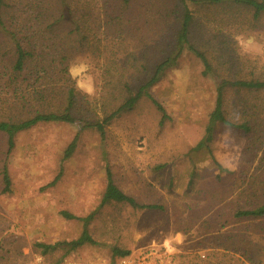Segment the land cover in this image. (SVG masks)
<instances>
[{
	"label": "rangeland",
	"instance_id": "rangeland-1",
	"mask_svg": "<svg viewBox=\"0 0 264 264\" xmlns=\"http://www.w3.org/2000/svg\"><path fill=\"white\" fill-rule=\"evenodd\" d=\"M78 2L87 18L84 41H71L62 33L61 42L59 27L45 26L38 30L42 32L37 33L36 49L44 50L46 45L41 44L52 38L57 45L50 46L65 54L68 68L88 65L78 78L93 86L94 92L88 95L76 86V111L96 119L123 101L124 82L139 86L173 50L180 12L175 11L174 0H131L128 5L120 0ZM59 9L58 0H4L2 7L7 24L19 21L13 26L24 23L33 12L52 20ZM230 13L225 9L200 12L194 32L203 45L197 46L207 53L219 77L249 69L264 77V18L253 21L245 13V24L239 28L237 21H228ZM120 16L124 23L118 27L115 21ZM111 20L114 24H109ZM9 46L0 33L4 69L0 119H17L39 107L29 99L21 105V95L32 87L33 79L22 72L14 83ZM203 67L186 50L150 88L166 109L165 119L144 96L107 126L104 141L96 129L84 130L54 185L49 183L77 131L75 125L39 123L20 131L9 154L7 136L0 132V264L111 263L118 258L112 256L114 247L135 255L152 248L156 264H264V216L235 215L237 210L264 203V94L228 93L229 117L239 122L250 117L243 118L240 112H250L254 126L245 133L217 125L212 152L223 167L219 168L209 153L193 150L215 106L219 80L203 74ZM41 82L34 88L53 84L48 101L59 108L58 76L51 74ZM4 162L12 181L9 192L2 191ZM107 166L120 188L139 203L162 208L113 202L101 207L89 226L98 244H86L64 257L62 249L43 254L34 247L37 241L71 240L81 233L83 223L61 212L85 216L95 210L106 186Z\"/></svg>",
	"mask_w": 264,
	"mask_h": 264
},
{
	"label": "trees",
	"instance_id": "trees-1",
	"mask_svg": "<svg viewBox=\"0 0 264 264\" xmlns=\"http://www.w3.org/2000/svg\"><path fill=\"white\" fill-rule=\"evenodd\" d=\"M59 12L52 20L46 21L43 15L34 12L31 13L24 21L18 26H13L19 22L18 20L12 24H7L4 20L2 7L4 0H0V33H3L7 38L8 54L12 57V74L14 83L17 81L22 72H26L33 81L32 87L27 89L23 95H21V105L25 106L27 99L30 100L34 106H39L34 109L30 115L22 116L17 119H0V132H3L7 136V154L15 145V136L20 131L28 129L39 123L49 122H64L75 125L77 131L66 146L63 154L60 158L59 170L54 179L49 185H54L64 173V163L66 160L72 157L74 154L80 134L86 129H96L101 140L104 141L106 137V129L116 118L121 114L132 110L137 102L144 96L149 98L156 108L162 113V118L165 119L168 115L163 104L158 101L150 92V88L155 85L167 72L169 68L175 65L178 58L186 50L192 51L197 58L203 63V74L216 75L219 78L216 89L215 106L209 114L208 121L205 127V132L200 140L193 146L194 151H206L210 154L213 161L219 168H223L217 161L213 154L212 143L215 138V131L217 125L220 123L237 127L245 133L251 132L253 129L252 113L243 111L239 114L246 117L243 120L237 122L229 117L227 112V95L230 91L241 92V96L262 93L264 94V77H261L254 69H249L240 73L239 75L218 76L215 73V66L209 59L207 53L197 45H203L200 35H196L194 27L196 24V18L202 11L214 13L219 9H225L230 11L229 22L235 23L240 26L245 24V13L251 14L253 21H260L264 18V0H174L175 11L180 12L177 19L179 20L174 36V48L168 53V55L159 61L152 70L150 76L143 81L139 86L132 87L129 82H124L125 92L123 95V101L110 112H107L101 118L90 119L85 117L77 108L78 92L76 89L75 81L69 75V68L67 66V57L61 52H56V47L50 45H57L55 39L52 42V38L43 42L41 45H46L44 50H37L39 40L37 33L42 32L40 27H46L50 29L52 27H59L60 41L63 42V37L60 34H66L71 37V41L83 42L86 38L84 33L87 28L85 14L81 12V6L78 0H58ZM122 5H128L131 0H120ZM236 13V16L234 15ZM16 18V17H15ZM124 17L120 16L115 21L116 26L122 25ZM240 19V20H238ZM48 22V23H47ZM114 20L111 23L114 24ZM47 24V25H46ZM25 31H23V29ZM36 30V32H35ZM38 31V32H37ZM239 32H242L239 29ZM49 42V43H46ZM63 51V50H62ZM1 63V61H0ZM4 69L0 66V76ZM58 76V81L62 83L60 90L62 94V103L59 108L51 107L48 101V96L53 92V84H43L40 90L34 88L35 83L39 81H45L50 75ZM35 75V76H33ZM41 82V84H42ZM13 84V83H12ZM33 101V103H32ZM2 181L3 192H9L11 190L12 181L9 173V168L6 162L2 165ZM113 202L125 203L136 208H162L159 204H145L139 203L137 199L126 193L120 188L114 179L113 172L109 166L106 167V186L102 193L99 206L85 216H78L69 211L63 210L61 213L65 218L77 219L83 223L81 233L71 240H57L54 243H46L37 241L34 243V247L40 249L43 254L50 253L56 249L64 250L63 257L68 255L71 251H74L86 244H98V241L92 235L89 226L92 220L95 218L99 209L105 205ZM235 215L237 217H263L264 216V203L247 209L237 210ZM130 254L128 249H121L114 247L112 256L113 258L121 257ZM115 260V259H114Z\"/></svg>",
	"mask_w": 264,
	"mask_h": 264
},
{
	"label": "built area",
	"instance_id": "built-area-1",
	"mask_svg": "<svg viewBox=\"0 0 264 264\" xmlns=\"http://www.w3.org/2000/svg\"><path fill=\"white\" fill-rule=\"evenodd\" d=\"M157 253L154 249H144L140 253L128 254L125 256L118 257L111 263H90V262H75L72 264H156Z\"/></svg>",
	"mask_w": 264,
	"mask_h": 264
},
{
	"label": "clouds",
	"instance_id": "clouds-1",
	"mask_svg": "<svg viewBox=\"0 0 264 264\" xmlns=\"http://www.w3.org/2000/svg\"><path fill=\"white\" fill-rule=\"evenodd\" d=\"M87 70H88V65L86 63H80L78 65L69 68V75L72 77V79L76 80L77 88L85 92V94L91 95L94 92V87L91 85L86 86L78 78L83 72Z\"/></svg>",
	"mask_w": 264,
	"mask_h": 264
}]
</instances>
